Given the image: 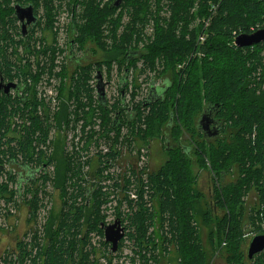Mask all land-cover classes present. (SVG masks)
Segmentation results:
<instances>
[{"label":"trees","instance_id":"1","mask_svg":"<svg viewBox=\"0 0 264 264\" xmlns=\"http://www.w3.org/2000/svg\"><path fill=\"white\" fill-rule=\"evenodd\" d=\"M71 1L73 6L79 2V0ZM144 1H126V3L132 2L133 5L140 8V18L135 19L138 21L137 24L145 22L142 15L144 12L142 2ZM0 2L4 5V8H1L2 5L0 6V79L12 81L13 78H10L14 77L26 84L35 75L31 74L30 65L25 58L18 59L16 57L18 47L21 46L22 49H25V40L21 38V30L20 26L17 25L18 20L15 17L14 7L16 5L21 7L31 5L36 17L39 0H0ZM96 2L97 0H89L87 5L85 4L88 16L85 14L83 17L84 26L79 28L80 36H83L85 43L89 40L94 42L100 40L102 25L107 20L102 13L106 11L99 9ZM195 2L198 5L196 10L198 17L208 14L211 16L210 6H216L211 17L209 36L206 38L205 44L200 47L204 58L200 61H192L190 69L186 73L185 83H178L175 75H168L165 79L167 80L166 84L160 90L162 94L159 97L157 94L160 91L155 95L149 94L148 99L136 108L134 118L137 117V119L135 121L140 120L145 110H149L147 116L143 118L147 127L143 138L158 139L163 137L165 143L163 151L167 155V161L156 172L149 174L147 183L141 178L135 180L134 189L136 190L134 194L137 203L139 202L138 212L130 213L128 211L125 213L127 218L124 214L120 217L121 221L125 223V237L129 238L130 236L129 240L136 238L139 241V237H145L146 228L153 226L152 217L155 216L156 203L157 209H159L158 217L164 223L169 224L170 233L174 238L176 237L178 251L182 254V264H207V253H204L201 246L196 219L197 216L202 215L204 220H207V218H211L210 210L219 208L227 212L228 215L223 220H218V243L222 241L223 235H225L227 252L230 253L228 260H238L240 264L243 262L249 264L246 251L239 239L242 230L240 221L246 212L245 205L240 198L248 190L245 188H249L251 183H258V178L264 169V95L255 96L258 86L264 83V75L261 82L255 83V76H253L256 71L255 66L246 67V64L250 60H253L251 64H260L259 51L264 46V42L253 47L239 49L235 46L234 39L240 34H250L264 28V0H169L173 18L180 15L186 17L188 11L194 7ZM112 4L107 13L118 9L114 8ZM173 21L172 24L176 25L178 20L173 19ZM134 26L136 28V25ZM143 27L144 25L141 26V32ZM75 29L76 25L73 21L70 42L71 39H74ZM125 30L127 34L120 41L121 47H117L118 52H114L113 55L110 54L111 58L107 62L110 63L116 59L121 64L130 66L134 61L142 59L145 64L153 66L156 60L161 59L163 62L165 60L166 68L174 70L177 63L182 62L187 55L198 48L194 33L191 34L190 40H185L186 29L182 31L184 33L179 37L172 29L165 32L156 21L155 39L143 47L144 52L142 54L141 49L136 46L126 49L125 46L131 44L129 39L133 38L137 31L130 27H126ZM87 51H89L88 48ZM10 53L17 60L11 58ZM113 57L116 58L113 59ZM69 59L71 60V57ZM132 69L127 67L123 69V90L127 89L129 78L132 72H135ZM126 72L130 73L129 77ZM141 72L144 74L145 71L141 70ZM139 76L137 75V77ZM134 80L133 88L136 92L140 85L137 84V78ZM121 91L122 88H120ZM6 96L8 95L0 91V150L2 156L8 155L16 160L19 158L28 160L33 165H39L38 168L33 169L34 172L37 170L39 172L41 169L43 173H46L47 168L45 167L47 166L42 163L44 159H47V156L41 151V145L46 144L50 125L44 123L43 118L38 117L37 107L27 110L19 98L10 99ZM100 107L102 108V106ZM173 107L175 110L172 109ZM113 110L115 111L114 115H116L118 112L116 106ZM207 110H210L214 116L212 119L215 121V127L219 128L217 137L208 138L204 136L198 126L201 115ZM134 118L131 119V123L134 122ZM180 127L181 131L179 130ZM182 128L189 132L194 147L185 148L181 145L179 139L183 132ZM168 145L169 147L166 149ZM205 145H208L207 151L204 149ZM192 152L199 168L205 166L204 157H207L211 168L219 178L221 175L230 174L233 170L239 176L235 184H224L221 189L213 186L214 183L211 182L210 197L212 196V199L210 204H207V211L204 212L200 206L203 198L202 193L197 188V178L192 171L193 157H190ZM104 157L100 156V166H105L108 163ZM51 162L49 160L47 163L50 164ZM68 172V169L62 167V162H59L57 184L63 190L71 179ZM74 177V182L69 185L74 191H78L80 188L76 184H80V179ZM141 182L142 185L140 186ZM94 191H96L94 195L98 194V189ZM80 192L84 193L85 191L80 190ZM147 192L144 201L141 195ZM82 193L77 197L80 195L83 197ZM99 193L104 195L103 198L105 199L111 195L104 192L102 187ZM127 193L124 191L125 196ZM125 196L124 200L127 204L128 199ZM141 203L143 207L140 205ZM144 204L146 205L144 206ZM30 205L36 207L33 200L30 201ZM92 212L95 215L91 221L88 217L91 216ZM57 220V231H52L50 223L46 230L49 244L43 251L40 248L37 249V252L32 255L34 256L32 264H38L37 260H40L39 264H85L82 260L79 261L80 263H75L78 255L82 256L81 259L87 260L86 255L82 252L86 242L85 236L83 234L81 236L79 233L84 228L86 231L89 230L87 232L102 233L100 228L104 230L105 227L100 224L101 221L98 223V210L96 207L90 210L79 208L76 201L73 200L69 205L63 204ZM136 231L139 232V235ZM121 234L124 236V233ZM209 241L210 249L214 251L218 243H214L211 238ZM82 242L84 243L82 244ZM87 242L90 246L91 243ZM22 248L23 246H21ZM33 249L34 247H31L28 251L24 247L22 260L31 256ZM259 255L255 256L250 263L262 264L263 261L259 259Z\"/></svg>","mask_w":264,"mask_h":264},{"label":"rangeland","instance_id":"2","mask_svg":"<svg viewBox=\"0 0 264 264\" xmlns=\"http://www.w3.org/2000/svg\"><path fill=\"white\" fill-rule=\"evenodd\" d=\"M88 1L89 0H79L78 4L73 6L71 0H39L36 9V16L39 18L38 25L34 27L24 41L25 49H22L21 46L17 48L18 59H21V57L25 58L30 65L31 74L33 73L32 75H35L28 84H30L29 87L35 89L37 99L39 100L40 98L42 99L41 102H44V105L40 104L44 106L45 110L41 111V117H43L44 123L50 125L46 144L41 145V151L47 156V159H44L42 163L47 166V173L43 178L38 177L34 184L28 185L26 191L27 204L21 212H16L19 202H15L12 199L9 202L8 200L0 202V224L3 226V230L0 231V264H32V260L34 259L32 255L37 252V249L40 248V250L42 249L41 251H43L47 248V244H49L46 230L50 226V223L52 225V231H57V219H59L64 203L69 205L75 200L79 208L88 207L87 209L90 210L96 207L99 215L98 223L101 221L102 223L100 224H104V226L105 223L107 226L118 219L119 215L122 212H126V210L130 213H135L138 210L137 206L139 204L136 203L137 201L135 198H132L134 184L136 183V177L133 176V173L140 171L142 180L143 178L147 180L151 172H156L165 161H167V155L163 151L165 145L163 137L158 139L149 137L143 138V134L147 129L143 122V118L147 116L149 110L143 112L140 120L132 123L122 120L120 127H112L115 112L113 108L116 106V111L120 110V89L118 87V80L122 77L125 67L133 68L135 72L132 69L133 72L129 78V89H127L125 93L129 97H134L135 99L139 98L140 100L146 97L147 82L151 76H154L159 82H164L168 75H175L177 76L178 83H185L187 79L186 73L189 71L192 61H200L204 58V54L200 47L205 44L206 38L209 36V28L212 22L211 17L216 10V6L211 5V16L208 14L207 16L198 17V11H196L198 5L196 4L197 2H195L194 7L188 11L186 17L180 15L173 18L174 16L170 8L169 0H145L142 2L144 5L142 8V10H144L142 15L144 16L145 22L143 24H137L138 21L135 19L140 18V8L133 5L132 2L126 3L127 0H124L121 7L107 13L109 6L114 0H97L96 3L99 5V9L106 11L102 13L107 20L106 23L102 25L100 40L98 42L89 40L85 43L83 36H80L79 28L84 26L85 20L83 17H85V14L88 16L86 12ZM141 1L143 0H136V2ZM1 5V8H4L3 3L1 4L0 2V6ZM46 7L49 9L47 8L46 10ZM173 19L178 20L176 25L172 24L174 23ZM72 20L76 25V29L74 39H71V41H73V46L72 54L70 55L69 26L71 21L72 28ZM156 21L165 32L172 29L179 37L184 33L182 31L186 29L187 32L184 35L185 40H190L191 34L194 33L198 48L187 55L186 59L182 62L180 61L177 63L174 70L166 68L165 60L163 62L161 59L156 60L153 66L145 64L142 59L134 61L130 66L121 64L120 61L114 59L116 57H113L115 61H111L110 63L107 62L114 52H118L117 47H121L120 41L122 37L127 34L125 30L126 27H130L134 29V31H137V34L129 39L131 40L129 42L131 44H127L125 46L126 49L136 46L141 49V53L144 52L143 47H146L155 39ZM134 25H136V28ZM142 25H144V27L141 32ZM87 48L89 51L86 52ZM70 57L71 60L69 59ZM105 57L107 59L106 61ZM258 58L260 59V64H251L253 60H250L251 62L247 60L249 62L246 64V67H251V65L255 66L256 71L253 75L255 76V83L261 82L264 75V46L259 51ZM141 70L145 71L144 74H142ZM97 71L101 72L103 81L108 84L106 87L108 100L106 111L102 109L96 101L94 89L96 80L94 77ZM135 73L140 76L137 77ZM136 78L137 84H139L140 87L138 91L134 92L133 86L135 84L134 79ZM31 83H34L35 86ZM258 87L255 96H263L264 83ZM172 109L175 110L174 107ZM73 121L77 122L73 123ZM179 130L181 131V127ZM182 131L181 138L179 139L181 145L185 148L192 147L193 144L191 143L192 140H190L191 137L189 132L185 131L184 128H182ZM114 141L116 143H114ZM96 143L98 144L97 146H95ZM204 149L207 151L209 149L208 145H205ZM119 150L124 152V157L122 158L123 160H120L121 162L119 161L118 168L111 167L107 162L108 166H100V156H106L104 160L107 161L108 154L110 159ZM97 152H100V155ZM112 152L114 154L110 156ZM139 152L140 155L138 157ZM55 155L56 157H54ZM145 155H147V157ZM97 156L99 157L97 158ZM194 156L192 152L190 156L193 157L192 171L197 178V188L202 193L203 198L201 199L200 206L202 212H204L205 210L207 211V204H210L212 199V196L210 197L211 182L212 184L214 183L213 186H217L221 189L224 184H235L239 176L233 170L230 174L226 176L221 175L219 178L211 168L210 161L207 157H204L205 166L199 168L198 164L195 162L196 159ZM49 160L52 161L50 164L47 163ZM59 162H62V167L69 170L68 176L71 178L64 190L57 184V179L59 178ZM77 164L80 165L78 166ZM80 166L81 168H79ZM103 168L105 171L102 170ZM95 173L97 176H94ZM129 173H132V175ZM128 174L131 177L133 176V178ZM1 175L2 174H0V176ZM107 175H110V177ZM135 175H137V173ZM263 175L264 169L261 172L260 178H258V183H251L249 188H245L248 190L244 192L240 198L243 205H245L246 212L244 218L240 221L242 223V230L239 239L245 251L251 239L264 231ZM74 176L79 179L81 178L80 184H76L77 187L80 188L78 191H74L71 185H69L71 182H74ZM112 179H114V181ZM0 182V185L3 184L1 177ZM113 184H116V187ZM122 186L124 190H121ZM101 187L104 192L111 194L109 199L101 197L103 195L100 193L94 196L96 192L94 190L98 189L99 191ZM82 189H84L83 191H86L88 195L85 192L83 193V197L79 198L77 196ZM61 190L62 192H60ZM123 191H128L126 195L128 197L127 205L121 202V198L124 196ZM75 194L77 195L75 196ZM147 194L148 192L142 194V198L146 199ZM97 196L98 198H96ZM31 200L36 204V207L30 205ZM92 200L95 201L93 202ZM103 200L107 203L103 202ZM98 201L101 203V208L98 207ZM89 204L91 205L89 206ZM158 210L155 203V216L152 217L154 227H147L148 230L146 229L144 232L145 237L139 238V241H141H138L139 244L135 239L129 240V238H126L119 241L120 244H117L115 252H112L111 245L105 242L103 228H100L102 233L92 231L93 234H91V232H85V228L82 229L79 234H83L85 239H90L86 241H89L93 246H91V244L88 246V243L85 242L86 244L82 252L84 254L86 253L85 255H90L86 256L87 260L81 259L82 256L78 255L75 263H80L79 261L82 260L85 264H182V254L178 251L176 237L174 238L170 233L169 224L164 223L161 218L158 217ZM210 213L211 218L209 217L207 220H204L202 215L197 216L196 219V226L200 233L201 246L203 247L204 253H207H205L207 256V264H240L238 260H228L230 253L227 252L228 247L225 235H223L221 242L218 243L217 241V234L219 233V227H217L218 220L220 221L226 218L228 213L219 208H212ZM4 215L8 217V222L6 223L3 222ZM94 215L95 214L92 212L91 216L88 218L92 221ZM16 232L20 234V237L14 241ZM4 234H6V237L3 241ZM210 238L214 243H218L214 251L210 249ZM17 240L22 241L23 248L26 247L28 251L31 247H34L31 256L28 255L29 257H25L22 262L19 263H15L13 258H11V260L8 259L10 252L2 255L4 248L10 251L15 247L14 245ZM148 240L150 242H148ZM123 242L127 243L124 244ZM8 244L10 245L7 246ZM104 245L108 247L105 248ZM91 247L95 248L93 250L95 254L92 252L93 248L91 249ZM2 256L6 259H2ZM259 256V259L263 261L262 264H264V252ZM132 259L134 262H132ZM252 261H248L249 264H251L250 262ZM36 262L39 264L40 260Z\"/></svg>","mask_w":264,"mask_h":264},{"label":"flooded vegetation","instance_id":"3","mask_svg":"<svg viewBox=\"0 0 264 264\" xmlns=\"http://www.w3.org/2000/svg\"><path fill=\"white\" fill-rule=\"evenodd\" d=\"M22 7L24 8V6H22ZM37 19L38 18L36 17L35 22L33 24H30V26L28 25V26L25 27V31H26L25 34H23L22 25H20L22 23L20 21H18V24H19L20 30H21L20 31L21 38L23 40H26V38L29 36L31 31L34 29V27H36L37 22H39V19H38V21H37ZM24 23H26V20H24ZM70 37H71V21H70V26H69V38ZM10 57L11 58L13 57V55L11 53H10ZM16 57H17V54H16ZM13 58L16 59L15 57H13ZM127 76L129 77L130 73L127 72ZM12 78H13L12 81L0 79V82H3L4 85H5V83L6 84L8 83V84H12V85L15 86L14 89H10L9 90L8 96H6V97L10 98V99L19 98V101L22 103V105L27 110H31V109H34V108L37 107V109H36V110H38L37 111V115H38V117H39V115L41 117V111H43V107L40 105L41 100H40V98H39V100L37 99V96L35 94L34 88L29 87L28 83L30 81L27 82V84H28L27 85V84H24L23 82H21L20 79H18V78L11 77L10 79H12ZM121 80H122V77H120L119 80H118V87H119V89L122 88V91L120 92V101H119L120 111H118L119 113L118 112L117 113L119 114V117H120L119 119L121 121L125 120L126 122H129V123H131V121H132L130 119L134 118V116L136 115L135 111H136V108H138V105H140L142 102H144V100L148 99V95L149 94H154L155 95L158 91H160L162 89L163 84L165 85L166 82H167V80H164V82H159L154 76H151L149 78V82L147 84L146 97L144 99L140 100L139 98L135 99L134 97H129V96L126 95L125 92L127 91V89H129L128 88L129 84H128L127 89L123 90V85H122V81ZM14 81H15V83H14ZM1 93H4V92L1 91ZM26 97H28V98H26ZM106 104H108V100L106 101ZM102 108L106 109L107 105L105 107H102ZM123 111H125V112H123ZM133 114H134V116H133ZM41 118H43V117H41ZM120 120H119V126L118 127H120V125H121L120 124L121 123ZM213 126L214 125H211V127H213ZM118 127H114V128H118ZM202 134H204V133L202 132ZM168 147H169V145L166 146V149ZM0 160H1V162H0V174H2L0 177H1V181L3 183V184L0 185V202L1 201H6V200H8V202H9L11 199L13 201H15V202H19L18 209L16 210V212L19 213V212H21L23 210V208L27 204V198H26L27 189H25V188H27L29 183L30 184L35 183L34 181H36L38 177L39 178L45 177L47 172L43 173V172H41L42 170H39V172H35L34 173L33 169L38 168V165H33V164L29 163L28 160H23L21 158L16 160V159L10 158L8 155H6L4 157L1 154V150H0ZM14 172H15V174H14ZM26 174H28V175H26ZM32 174H33V176H32ZM29 177H31V178H29ZM7 179H8V181H7ZM20 181L22 183H20ZM23 182H25V183H23ZM17 200H19V201H17ZM3 222H5V223L8 222V217H6V215L3 216ZM102 226L106 227L104 225H102ZM117 227H119V225ZM2 230H3V226L0 224V231H2ZM5 237H6V234L3 235V241H4ZM19 237H20V234H18L16 232L14 241L16 239H18ZM9 245L10 244H8L7 246H9ZM14 246L15 247H13L10 251L8 249L4 248V251H3L2 255L4 253L6 254V253L10 252V254L8 256V259L11 260V258H13L15 263H19V262L22 261V257H23V253H22L23 248L21 249L22 241H18L17 240V242L15 243ZM2 259L5 260L6 258L4 256H2Z\"/></svg>","mask_w":264,"mask_h":264},{"label":"water","instance_id":"4","mask_svg":"<svg viewBox=\"0 0 264 264\" xmlns=\"http://www.w3.org/2000/svg\"><path fill=\"white\" fill-rule=\"evenodd\" d=\"M123 0H115L112 4L114 8H118ZM15 17L18 21L22 23V31L23 34H25V27L33 24L35 22L36 17L34 16V12L31 6L27 7H21L16 5L15 6ZM24 20H26V23H24ZM73 29V26H72ZM261 42H264V28L259 29L257 31H254L250 34H240L234 39V44L238 48H247V47H253L257 44H260ZM72 41L69 45L70 55L72 54ZM127 74V72H126ZM96 85H95V93H96V99L100 106L105 107L107 96H106V87L107 83L103 81L102 75L100 71L96 72L95 75ZM122 81V80H121ZM15 86L12 84H3L0 82V91H3L5 95L8 94V91L10 89H14ZM123 94V93H122ZM162 94L160 91L157 94V97H159ZM213 115L210 110L205 111L199 121L198 126L200 130L204 133V136L208 138L217 137L219 128L215 127V121L212 119ZM211 125H214L211 128ZM119 126V114L116 113L113 119V127ZM118 224H114L109 227L104 228V238L105 242L111 244V251L115 252L117 248V244L122 238V230L117 227ZM264 251V234L254 236L246 251V258L248 261H252L253 258L260 253Z\"/></svg>","mask_w":264,"mask_h":264},{"label":"bare ground","instance_id":"5","mask_svg":"<svg viewBox=\"0 0 264 264\" xmlns=\"http://www.w3.org/2000/svg\"><path fill=\"white\" fill-rule=\"evenodd\" d=\"M19 6H20V5H19ZM30 6H31V5H30ZM24 7H25V6H24ZM26 7H27V6H26ZM119 7H121V6H119ZM119 7H118V8H119ZM14 8H15V7H14ZM14 13H15V12H14ZM34 16H35V15H34ZM36 17H37V16H36ZM37 21H38V19H37ZM208 21H209V20H208ZM20 25H22V24H20ZM34 25H35V24H34ZM29 26H30V25H29ZM27 29H28V28H27ZM204 41H205V40H204ZM201 43H202V42H201ZM239 49H240V48H239ZM241 49H242V48H241ZM34 65H35V64H34ZM32 68H33V67H32ZM35 71H36V70H35ZM32 74H33V73H32ZM28 79H29V78H28ZM30 80H31V79H30ZM2 83H3V82H2ZM14 83H15V81H14ZM5 84H6V83H5ZM7 84H8V83H7ZM26 84H27V83H26ZM31 84H33V85L35 86L34 83H31ZM19 85H20V84H19ZM27 85H28V84H27ZM29 85H30V84H29ZM34 90H35V89H34ZM2 92H3V91H2ZM8 92H9V91H8ZM3 94H4V93H3ZM21 94H22V93H21ZM41 94H42V93H41ZM7 95H8V94H7ZM26 95H27V94H26ZM22 96H23V95H22ZM29 96H30V95H29ZM36 96H37V95H36ZM44 96H45V95H44ZM42 97H43V96H42ZM49 97H50V96H49ZM26 98H28V97H26ZM51 98H52V97H51ZM43 99H44V98H43ZM40 100L42 101V99H40ZM46 100H47V99H46ZM123 100H124V99H123ZM123 100H122V101H123ZM144 101H145V100H144ZM141 102H142V101H141ZM43 103H44V102H41L40 104H43ZM120 103H121V102H120ZM139 103H140V102H139ZM47 104H48V103H47ZM49 104H50V103H49ZM125 104H126V103H125ZM125 104H124V105H125ZM43 105H44V104H43ZM106 105H107V104H106ZM106 105H105V106H106ZM39 106H40V105H39ZM41 106H42V105H41ZM126 107H127V106H126ZM46 109H47V108H46ZM43 110H44V106H43ZM51 110H52V109H51ZM132 110H133V109H132ZM37 111H38V110H37ZM39 111H40V110H39ZM44 111H45V110H44ZM49 111H50V110H49ZM128 111H129V110H128ZM29 112H30V111H29ZM123 112H125V111H123ZM44 113H46V112H44ZM125 114H126V113H125ZM127 114H128V113H127ZM131 114H132V113H131ZM39 116H40V115H39ZM41 116H42V115H41ZM133 116H134V115H133ZM127 117H128V116H127ZM119 118H120V117H119ZM119 120H120V119H119ZM130 120H131V119H130ZM120 121H121V120H120ZM134 121H135V118H134ZM76 122H77V121H76ZM76 122L73 121V123H76ZM30 123H31V122H30ZM120 124H121V123H120ZM30 125H31V124H30ZM125 125H126V124H125ZM72 129H73V128H72ZM72 129H71V130H72ZM99 129H100V128H99ZM82 130H83V129H82ZM79 133H80V132H79ZM76 134H77V133H76ZM76 134H75V135H76ZM98 134H99V133H98ZM87 138H88V137H87ZM105 141H106V140H105ZM116 141H118V140H116ZM72 142H74V141H72ZM96 142H97V141H96ZM114 143H116V142L114 141ZM44 144H45V143H44ZM44 144H43V145H44ZM97 145H98V144L96 143L95 146H97ZM100 145H101V144H100ZM121 145H122V143H121ZM72 147H75V146H72ZM78 147H79V146H78ZM119 147H121V146H119ZM124 148H125V147H124ZM124 148H123V149H124ZM110 149H112V148H110ZM118 149H119V148H118ZM120 149H121V148H120ZM132 149H133V148H132ZM78 150H79V149H78ZM98 150H99V149H98ZM116 150H117V148H116ZM116 150H115V151H116ZM96 151H97V149H96ZM103 151H104V150H103ZM126 151H127V150H126ZM131 151H132V150H131ZM131 151H130V153H131ZM140 151H141V150H140ZM142 151H143V150H142ZM73 152H74V151H73ZM91 152H92V151H91ZM128 152H129V151H128ZM132 152H133V151H132ZM137 152H138V151H137ZM147 152H148V151H147ZM74 153H75V152H74ZM74 153H73V155H74ZM97 153H98V152H97ZM99 153H100V152H99ZM99 153H98V154H99ZM148 153H149V152H148ZM104 154H105V153H104ZM113 154H114V153L112 152L110 156H112ZM99 155H100V154H99ZM132 155H133V154H132ZM139 155H140V152L138 153V157H139ZM141 155H142V154H141ZM81 156H82V154H81ZM81 156H80V157H81ZM86 156H87V155H86ZM89 156H90V155H89ZM108 156H109V154L107 155V158L109 159ZM127 156H128V155H127ZM145 156L147 157V155H145ZM80 157H79V158H80ZM93 157H94V156H93ZM93 157H92V158H93ZM98 157H99V156H97V158H98ZM103 157H104V156H103ZM105 157H106V156H105ZM105 157H104V158H105ZM112 157H113V156H112ZM131 157H132V156H131ZM133 157H134V156H133ZM75 158H76V157H75ZM94 158H95V157H94ZM129 158H130V157H129ZM76 159H77V158H76ZM86 159H87V158H86ZM105 159H106V158H105ZM125 159H128V158H125ZM77 160H79V159H77ZM98 160H99V159H98ZM122 160H123V159H122ZM81 162H82V161H81ZM107 162H108V161H107ZM120 162H121V161H120ZM132 162H134V161H132ZM77 163H78V162H77ZM98 163H99V161H98ZM99 164H100V163H99ZM99 164H98V165H99ZM101 164H102V163H101ZM108 164H109V163H108ZM127 164H128V163H127ZM77 165H78V164H77ZM79 165H80V164H79ZM79 165H78V166H79ZM82 165H83V164H82ZM120 165H121V164H120ZM38 166H39V165H38ZM101 166H102V165H101ZM105 166H108V165H105ZM122 166H123V165H122ZM129 166H130V165H129ZM40 167H41V166H40ZM85 167H86V166H85ZM97 167H100V166H97ZM142 167H143V166H142ZM142 167H141V168H142ZM45 168H46V167H45ZM79 168H81V166H80ZM88 168H89V166H88ZM105 168H106V167H105ZM108 168H109V167H108ZM117 168H118V167H117ZM121 168H122V167H121ZM86 169H87V168H86ZM106 169H107V168H106ZM129 169H130V168H129ZM40 170H41V169H40ZM44 170H45V169H44ZM79 170H80V169H79ZM102 170H104V168H103ZM143 170H144V169H143ZM147 170H148V169H147ZM37 171H38V170H37ZM37 171H36V172H37ZM46 171H47V170H46ZM104 171H105V170H104ZM130 171H131V170H130ZM130 171H129V172H130ZM145 171H146V170H145ZM41 172H42V171H41ZM88 172H89V171H88ZM95 172H96V171H95ZM120 172H121V171H120ZM143 172H144V171H143ZM27 173H28V172H27ZM34 173H35V172H34ZM78 173H79V172H78ZM81 173H83V172H81ZM93 173H94V172H93ZM98 173H100V172H98ZM103 173H104V172H103ZM4 174H5V173H4ZM14 174H15V172H14ZM85 174H86V173H85ZM129 174L132 175V173H129ZM129 174H128V175H129ZM134 174H136V172H135ZM26 175H28V174H26ZM29 175H30V174H29ZM37 175H38V174H37ZM41 175H42V174H41ZM95 175H96V173L94 174V176H95ZM140 175H141V174H139V176H140ZM32 176H33V174H32ZM96 176H97V175H96ZM98 176H99V175H98ZM107 176H108V175H107ZM129 176H130V175H129ZM263 176H264V175H263ZM101 177H102V176H101ZM101 177H100V178H101ZM108 177H110V175H109ZM130 177H131V176H130ZM17 178H18V177H17ZM29 178H31V177H29ZM83 178H84V176H83ZM104 178H106V177H104ZM122 178H124V177H122ZM127 178H128V177H127ZM131 178H132V177H131ZM134 178H135V177H134ZM23 179H24V178H23ZM23 179H22V180H23ZM34 179H35V178H34ZM80 179H81V178H80ZM90 179H91V178H90ZM101 179H102V178H101ZM143 179H144V178H143ZM262 179H263V178H262ZM30 180H31V179H30ZM84 180H85V179H84ZM86 180H87V179H86ZM95 180H96V179H95ZM97 180H100V179H97ZM106 180H107V179H106ZM108 180H109V179H108ZM112 180L114 181V179H112ZM129 180H130V179H129ZM129 180H128V181H129ZM132 180H133V179H132ZM141 180H142V178H141ZM7 181H8V179H7ZM28 181H29V180H28ZM77 181H78V180H77ZM118 181H120V180H118ZM118 181H116V182H118ZM123 181H124V180H123ZM123 181H122V182H123ZM136 181H137V180H136ZM142 181H143V180H142ZM34 182H35V181H34ZM95 182H97V181H95ZM98 182H99V181H98ZM139 182H140V181H139ZM145 182H146V181H145ZM145 182H144V183H145ZM0 183H1V182H0ZM4 183H5V182H4ZM20 183H22V182L20 181ZM23 183H25V182H23ZM108 183H109V182H108ZM127 183H128V182H127ZM141 183H142V182H141ZM141 183H140V186H141ZM9 184H10V183H9ZM29 184H30V183H29ZM109 184H110V183H109ZM117 184H118V183H117ZM123 184H124V183H123ZM130 184H131V183H130ZM130 184H129V185H130ZM135 184H136V183H135ZM135 184H134V185H135ZM113 185H114V184H113ZM115 185H116V184H115ZM115 185H114V186H115ZM124 185H125V184H124ZM131 185H133V184H131ZM262 185H263V184H262ZM126 186H127V185H126ZM146 186H147V185H146ZM149 186H150V185H149ZM27 187H28V186H27ZM115 187H116V186H115ZM118 187H119V186H118ZM118 187H117V188H118ZM137 187H138V186H137ZM147 187H148V186H147ZM263 187H264V186H262V188H263ZM18 188H19V187H18ZM106 188H107V187H106ZM130 188H131V186H130ZM139 188H141V187H139ZM25 189H27V188H25ZM119 189H120V187H119ZM128 189H129V188H128ZM128 189H127V190H128ZM82 190H84V189H82ZM123 190H124V189H123ZM135 190H136V189H135ZM137 190H138V189H137ZM25 191H26V190H25ZM99 191H101V190L99 189ZM99 191H98V193H99ZM141 191H144V190H141ZM145 191H146V190H145ZM85 192H86V191H85ZM85 192H84V193H85ZM127 192H128V191H127ZM138 192H139V191H138ZM148 192H149V191H148ZM150 192H151V191H150ZM80 193H81V192H80ZM95 193H96V192H95ZM95 193H94V194H95ZM100 193H101V192H100ZM143 193H144V192H143ZM82 194H83V193H82ZM76 195H77V194H76ZM87 195H88V193H87ZM96 195H97V194H96ZM96 195H94V196H96ZM105 195H106V194H105ZM138 195H139V194H138ZM81 196H82V195H80L79 198H81ZM100 196H101V195H100ZM103 196H104V195H103ZM103 196H101V197H103ZM141 196H143V195H141ZM146 196H147V195H146ZM149 196H150V195H149ZM85 197H86V196H85ZM106 197H107V196H106ZM125 197H126V196H125ZM152 197H153V195H152ZM96 198H98V196H97ZM109 198H110V197H109ZM109 198H108V199H109ZM153 198H154V197H153ZM87 199H88V198H87ZM92 199H93V198H92ZM126 199H128V197H127ZM143 199H144V198H143ZM151 199H152V198H151ZM88 200H89V199H88ZM90 200H91V199H90ZM138 200H139V199H138ZM92 201H93V200H92ZM94 201H95V200H94ZM94 201H93V202H94ZM141 201H143V200H141ZM144 201H145V199H144ZM148 201H149V200H148ZM86 202H87V201H86ZM96 202H97V201H96ZM96 202H95V203H96ZM99 202H100V201H98V205H99L98 207L101 208V207H100V204H101V203H99ZM103 202H106V201L103 200ZM121 202H122V201H121ZM130 202H131V201H130ZM150 202H151V201H150ZM89 203H90V202H89ZM106 203H107V202H106ZM132 203H133V202H132ZM136 203H137V202H136ZM142 203H144V202H142ZM142 203H141L140 205H142V207H143V204H142ZM145 203H146V202H145ZM118 204H119V203H118ZM129 204H130V203H129ZM138 204H139V202H138ZM148 204H149V203H148ZM150 204H151V203H150ZM83 205H84V204H83ZM90 205H91V204H89V206H90ZM103 205H104V203H103ZM120 205H122V204H120ZM125 205H127V204H125ZM145 205H146V204H144V206H145ZM87 206H88V205H87ZM101 206H102V205H101ZM117 206H118V205H117ZM138 206H139V205H138ZM138 206H137V207H138ZM124 207H125V206H124ZM135 207H136V206H135ZM147 207H148V206H147ZM87 208H88V207H87ZM117 208H118V207H117ZM140 208H141V206H140ZM145 209H147V208H145ZM145 209H143V210H145ZM125 210H126V209H125ZM139 210H140V209H139ZM116 211H117V210H116ZM116 211H115V214H116ZM123 211H124V209H123ZM126 211H127V210H126ZM133 211H134V210H133ZM137 211H138V210H137ZM147 211H148V210H147ZM121 212H122V211H121ZM148 212H149V211H148ZM122 213H123V212H122ZM136 213H137V212H136ZM139 213H140V212H139ZM117 214H118V212H117ZM124 215H125V214H124ZM134 215H135V214H134ZM125 216H126V215H125ZM137 216H138V215H137ZM121 217H122V216H121ZM128 217H129V216H128ZM130 217H131V216H130ZM134 217H135V216H134ZM134 217H133V218H134ZM116 218H117V217H116ZM126 218H127V216H126ZM123 219H124V218H123ZM121 220H122V219H121ZM124 220H125V219H124ZM129 221H130V220H129ZM123 222H124V221H123ZM126 222H127V221H126ZM101 223H102V222H101ZM103 223H104V220H103ZM107 224H109V223H107ZM103 225H104V224H103ZM130 225L132 226V223H131ZM105 226H106V223H105ZM126 226H127V225H126ZM128 226H129V225H128ZM99 227H100V226H99ZM152 227H154V226H152ZM129 228H130V227H129ZM134 228H135V226L133 227V229H134ZM146 229H147V228H146ZM147 230H148V229H147ZM87 231H89V230H87ZM87 231H85V232H87ZM100 231H101V230H100ZM129 231H130V230H129ZM149 231H150V230H149ZM93 232H94V231H93ZM96 232H97V231H96ZM136 232H137V231H136ZM147 232H148V231H147ZM88 233H90V232H88ZM130 233H131V232H130ZM137 233H138V235H139V232H137ZM91 234H93L92 231H91ZM132 234H133V233H132ZM147 234H148V233H147ZM79 235H80V234H79ZM98 235H100V234L98 233ZM103 235H104V234H103ZM128 235H129V234H128ZM81 236H82V234H81ZM87 236H88V235H87ZM100 236H101V235H100ZM140 236H141V235H140ZM142 236H143V234H142ZM257 236H258V235H257ZM131 237H133V236L131 235ZM164 237H165V236H164ZM86 238H87V237H86ZM101 238H102V236H101ZM126 238H127V237H126ZM129 238H130V236H129ZM133 238H134V237H133ZM137 238H138V237H137ZM139 238H140V237H139ZM165 238H166V237H165ZM103 239H104V238H103ZM134 239L137 240L136 238H134ZM134 239H133V240H134ZM81 240H82V239H81ZM86 240H90V239H85V241H86ZM104 240H105V239H104ZM149 240H150V239H149ZM149 240H148V242H150ZM85 241H84V242H85ZM137 241H138V240H137ZM84 242H82V244H83ZM86 242H87V241H86ZM101 242H102V241H101ZM121 242H122V241H121ZM128 242H129V241H128ZM132 242H133V241H132ZM139 242H141V241H139ZM139 242H138V244H139ZM142 242H143V241H142ZM223 242H224V241H223ZM223 242H222V243H223ZM225 242H226V241H225ZM87 243H88V242H87ZM92 243H93V242H92ZM96 243H97V242H96ZM123 243H124V242H123ZM126 243H127V242H126ZM126 243H124V244H126ZM136 243H137V242H136ZM85 244H86V243H85ZM85 244H84V245H85ZM98 244H99V243H98ZM103 244H104V243H103ZM103 244H102V245H103ZM119 244H120V243H119ZM223 244H224V243H223ZM100 245H101V244H100ZM105 245H106V244H105ZM105 245H104V246H105ZM127 245H128V244H127ZM149 245H150V243H149ZM88 246H89V245H88ZM91 246H93V245L91 244ZM138 246H140V245H138ZM220 246H221V245H220ZM223 246H224V245H223ZM100 247H101V246H100ZM102 247H103V246H102ZM107 247H108V246H107ZM107 247L105 246V248H107ZM121 247H122V246H121ZM153 247H154V246H153ZM92 248H93V247H91V249H92ZM151 248H152V246H151ZM94 249H95V248L92 249V252H93ZM131 249H132V248H131ZM153 249H154V248H153ZM90 251H91V250H90ZM100 251H103V250H100ZM105 251H106V250H105ZM149 251H150V250H149ZM151 251H152V250H151ZM95 252H96V251H95ZM153 252H154V251H153ZM93 253H94V252H93ZM85 254H86V253H85ZM94 254H95V253H94ZM100 254H101V253H100ZM128 254H129V253H128ZM153 254H154V253H153ZM218 254H219V253H218ZM88 255H90V254H88ZM88 255H86V256H88ZM126 255H127V254H126ZM215 255H216V254H215ZM94 256H95V255H94ZM257 256H258V255H257ZM98 257H99V256H98ZM88 258H89V257H88ZM123 258H124V257H123ZM126 258H127V257H126ZM119 259H120V258H119ZM129 259H130V258H129ZM125 261H126V260H125ZM126 262H127V261H126ZM132 262H134L133 259H132ZM129 264H130V263H129ZM132 264H133V263H132Z\"/></svg>","mask_w":264,"mask_h":264},{"label":"built area","instance_id":"6","mask_svg":"<svg viewBox=\"0 0 264 264\" xmlns=\"http://www.w3.org/2000/svg\"><path fill=\"white\" fill-rule=\"evenodd\" d=\"M94 79H95V77H94ZM95 89V88H94ZM96 101H97V99H96ZM98 103V102H97ZM99 104V103H98ZM119 152V153H118ZM118 152H116L115 154H114V156L112 157V158H110V159H108L107 158V160H108V163H109V165L111 166V167H117V166H119V161L124 157V152H122V151H118ZM137 173V175H135V174H133V176H135L136 177V179L138 180L139 178H141L140 176H139V174H140V171H138V172H136ZM133 176H132V178H133ZM144 181H147L146 179H143ZM147 183V182H146ZM123 189V186L121 187V190ZM123 193H124V191H123ZM134 193H135V189H134ZM132 194V198H135L136 199V195L135 194ZM125 196V195H124ZM124 196L121 198V201H122V203H125V200H124ZM137 200V199H136ZM128 212V210L126 211V212H124V213H121L120 215H119V217H118V219H116V220H114L111 224H109V225H107L106 227H109V226H112V225H114V224H118L119 225V227L121 228V230H122V233H124V236H122V239L121 240H124V239H126V237H125V223H123L122 221H121V217L120 216H122L123 214H125V213H127ZM262 234H264V233H262ZM259 235H261V234H259ZM264 252V251H263Z\"/></svg>","mask_w":264,"mask_h":264}]
</instances>
